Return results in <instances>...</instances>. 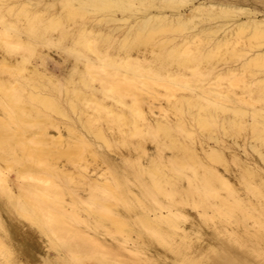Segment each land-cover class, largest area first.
<instances>
[{"label": "bare ground", "instance_id": "6f19581e", "mask_svg": "<svg viewBox=\"0 0 264 264\" xmlns=\"http://www.w3.org/2000/svg\"><path fill=\"white\" fill-rule=\"evenodd\" d=\"M248 1L0 0V183L7 181L2 167L17 161L15 180H33L9 182L8 197H35V210L58 218L50 222L55 240L68 248L51 253L53 239L30 234L11 248L19 264H61L94 248L112 258L93 264H264V0ZM241 36L258 41L237 45ZM37 43L47 47L43 54ZM54 44L60 51L52 55ZM197 63L206 73L190 75ZM24 66L28 72L19 75ZM224 74L228 84L220 82ZM115 86L123 92L111 93ZM156 86L168 102L161 112ZM126 106L134 129L147 124L162 136L155 151L136 142L146 162L129 170L97 144L109 146L106 125L112 116L125 120ZM85 156L106 167L96 164L91 173L86 160L70 170L68 163ZM147 170L166 198L138 179ZM88 198L103 204L90 211Z\"/></svg>", "mask_w": 264, "mask_h": 264}, {"label": "rangeland", "instance_id": "374dc122", "mask_svg": "<svg viewBox=\"0 0 264 264\" xmlns=\"http://www.w3.org/2000/svg\"><path fill=\"white\" fill-rule=\"evenodd\" d=\"M249 2H250V0L248 1V3ZM241 38H238L239 41L237 40V42H236L237 45H240V44H244L245 45V44H247L245 46H252V45H254L256 43V41H258V39L250 41L246 36H244V37L241 36ZM60 45H62V43ZM60 45H59V47L57 45H55V44H54V46H50L49 50L51 51L52 55H53V53H57V52L60 51ZM35 46H36L37 50L40 52V54H43L42 53L43 50L47 49V47H44L42 44H39V43H37ZM14 47H15V45L12 47V50H13ZM15 51L16 52H22L23 50L22 49H15ZM219 55H221V53ZM219 55L217 54V56H219ZM37 60H38V62L40 61L39 58H36V56H31V63L36 64ZM46 61L48 62L49 66H51V67L53 66L51 59H47ZM31 63H29V64H31ZM28 66L22 67L20 69L19 75L23 76L25 73H27L28 72ZM196 68L199 69V71ZM189 69L192 70V71L190 70L191 73L188 71L190 73V75H192L194 73V76H196L198 72L199 73L203 72L204 74L206 73V72H204V70H205V64L204 63L203 64L202 63H197L195 65H192ZM209 75L210 74H206L205 77H208ZM226 77H227V79H225ZM228 77L229 76L224 74L222 76V78L220 79V82H223L224 84L225 83L228 84L230 82L229 81L230 77L229 78ZM95 82L97 83V81H94V83ZM238 84H240V82H238ZM240 86H243V83H241V85H237V84L234 85V87L236 89L241 88ZM158 89H159V91H158ZM121 90L122 89L119 90V88L118 87L116 88V86H115V88L110 89V92L111 93L123 92ZM164 91H165V89H164L163 86H156V91L155 92L158 94L159 98L161 96H163L162 97L163 100H162V98H160L159 100H154V103L156 104V110H158V112H161V110L159 109L158 106H164L166 108V106H165L166 104H164V103H166L167 100L164 99L165 98L164 96H166V95H164ZM178 91H182V90H178ZM160 94H161V96H160ZM126 97H127L126 98L127 102L130 103L131 102L130 97L129 96H126ZM105 103L107 105H110V104L114 105L113 104V100H111L110 98H108ZM108 103H110V104H108ZM259 103L261 105L262 102H259ZM259 103L257 102L256 104L259 105ZM90 104L91 105L89 107V112L92 115L95 114L100 119H102V115L104 114V111H102V110L98 111V110L95 109V105H93V103H90ZM142 104L143 105H141V107H145L144 110L146 111L147 110V103L142 102ZM85 106L88 107L89 104H88V106L87 105H85ZM125 109L128 111L127 112L128 113V117H126L125 120H124V115L123 116L117 115L118 117L117 116L116 117L112 116L109 119L110 120L109 123H108V124H110L109 126L114 127V128H109V126L105 124L106 122H104L106 127H108L107 128V134H108V137H109V140H110L109 146H108V144L106 145L105 143H103L102 140L98 141L97 144L99 145L98 147L101 150L103 149L102 151H105L106 153H109V155L114 157L115 160L121 161V163L123 164V167L126 168L127 170H129V169H132L131 167H134L135 162H138V160H140V161L144 160L146 162V158L143 157V156L141 157V159H139L138 156H139V154L141 152L140 151L141 149L136 146V142L143 140L147 150L155 151V149H156V141L161 140L162 136H161V134L159 132L154 131L153 129L150 130L149 126L147 124L144 125V126L139 127L141 129L136 127V129L138 131L136 129H134L136 125L134 124V122L132 120L133 115L130 112V108L126 106ZM166 112H167L168 115H170V113H171V111H169V110L166 111ZM162 113H164V112L162 111ZM73 115L75 116V113H73ZM130 115L132 117H130ZM120 118L121 119L123 118V119L121 120ZM118 121H120L119 125H118ZM124 129H125V131H124ZM49 130H50V132L52 134L57 132V129L55 127H49ZM122 130H123V132H122ZM131 131H133V132L131 133ZM178 131L180 132V130H178ZM134 132H136V134ZM180 133L182 134V136L185 135L183 131L180 132ZM65 137H66V135H63V139H65ZM182 139H184V138L182 137ZM110 144H112V145H110ZM163 147H164V151L163 152L168 154L170 152V148L167 145L166 146L163 145ZM123 155L125 156L124 158H122ZM85 158H82L81 160H79L78 163L75 164V165L72 164V163H68L67 162L68 163V167L70 168V170L73 169L72 171L76 172V170L80 169L79 163L85 164L87 161H88V170H91V173L93 172L92 169L94 168V165L95 166L98 165V168H99L98 170H100V171H102L103 167L104 168L106 167V163L105 162L99 163L100 164L99 165L95 161H91L90 157L85 156ZM128 158H129V160H128ZM65 159H66V155H61V157L58 159V161H63ZM132 159L134 160V163H133V161H131ZM18 166H19L18 162L14 160L13 164L10 165V167H8V166L2 167V172H3L2 174L6 177L7 181L4 182L3 184L0 183V202L2 201V202H4L6 204L5 208L4 207L1 208V206H0V232H1L0 235L3 236V240H2L3 244L0 247V255L5 253V256L6 255H8V256H6L7 257L6 259H4L5 258L4 255L0 256V258H1L0 259V264H19L20 262L18 261V259H19L20 256H18L19 255L18 253L12 252V249L14 251L13 247H16L17 245L23 244L24 240H27L29 238L30 234L38 235L40 237V240H41L42 237H44L46 242L48 240H50V239H53L54 240V244L49 245L51 253H54L56 251V249H60L62 247L63 248L60 249V250H62V251L66 250V249L68 250V248L66 247V245H64V243L62 241H56L55 240V239H57L59 237V235L58 234L54 235L55 234V232H54L55 230H54V226L52 224L56 223V221H58V218L57 217L56 218L55 217H52V218L49 217L50 218L49 219L48 216H44L45 215V211L44 210L43 211L35 210L33 208V206L31 205V202H30L31 200L35 201L34 200L35 197H31L32 195H29V197L26 195L27 198H29V199H25L26 196H21L20 199H17V198L13 199V198L8 197L9 196L8 195L9 194V190H8L9 182L11 183L14 180L16 183H19L22 180H24L26 182H31L33 180V179L31 180V178H25V179H21L20 178V179H16L15 180V178H16L15 171H16V169H18ZM76 166H78V167L76 168ZM96 169H97V167H96ZM143 172H139L140 174H142L141 176H143V177L140 178V176H139L138 179H140L141 181H144L145 183L149 184L150 188L152 187L154 189V192H157L156 194L158 196L161 195L162 198L163 197L166 198L161 193V190L158 187L153 185L152 180H151L152 179V173L149 172L148 170L147 171H143ZM144 174H145V176H144ZM134 179L137 180L136 178H134ZM96 181H98V180H96ZM61 184L63 186L62 190H63L65 196H67L66 194H68L69 185L67 184V182H65V183L62 182ZM79 186L80 185H77V187H79ZM119 189L120 188L117 187L114 190V192L120 191ZM228 189L229 188L225 189L224 191H226V190L228 191ZM78 191L80 192V194L83 193V189H81V188ZM51 195H54V192H51ZM144 196L145 197H142L143 198L142 200L144 202H147V204H150V203L153 202L151 200V198H150V195H144ZM108 197L112 199L113 196H112V194H108ZM36 198L44 199L45 197L39 195ZM133 200L134 199H131V203L132 202L135 203V200L134 201ZM101 204H103V198L99 199V200H96V198H90V199L88 198V201H87V203H85L84 207H86V209L88 208V210L92 211L93 209L98 208ZM120 204L121 203H119V206L122 207V209L125 212H127V213L132 212L131 210H129V208H127L123 204L122 205H120ZM22 205H24L25 207H31V208L28 211L24 212L20 208ZM192 211H194V209H192ZM86 212H87L86 210H82L81 211V213H84V215L86 214ZM12 216H13V218H12ZM109 216L108 215H104L103 218H104V220L106 222L110 223L111 218ZM37 217H39V218H37ZM35 218L39 219L40 221L38 223L34 222L33 219H35ZM11 220L14 221L13 222V226L10 223ZM70 221L72 223H76V224L79 223L77 221V219H75V218L70 219ZM50 222H52V224ZM5 230L8 233L7 235H6V231ZM3 232H4V234H3ZM113 235L116 236L117 238H122V236H123L122 233H120L118 230H115V232H113ZM220 237L225 239V240H229L228 239L229 238L228 235H226V236L224 235L223 237L222 236H220ZM0 243H1V241H0ZM47 243L51 244L50 242H47ZM12 244H13V246H11ZM40 244H45V243L44 242L38 243V244L36 243V246L38 245L37 246L38 250H39V248H41ZM7 246L9 247V249L7 248ZM157 246L160 247V248L164 247L162 244H159V243H158ZM94 249H92L91 252H88V254H83L81 252H77V254L75 253L73 255L67 254L66 255V262L67 263L65 262V263H61V264H85V262L93 264L95 262H100V261L101 262H105V261L111 260L112 257H111V254H109V252H105V251L103 252V250H101V249H95V250ZM240 249H244V248L240 247ZM1 250H3V251H1ZM148 250L149 251H147V252L151 253L150 249H148ZM10 253H13V254L10 255ZM15 254L16 255L18 254V255L16 256ZM168 254H170V252ZM21 258H24V260L26 259L23 254H21ZM11 259H12V261H11ZM16 259H17V261H16ZM255 259H256V261L259 260L256 257H255ZM167 260H169V259L167 258ZM119 264H123V263L120 262Z\"/></svg>", "mask_w": 264, "mask_h": 264}]
</instances>
